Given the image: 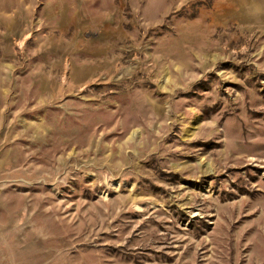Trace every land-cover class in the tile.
<instances>
[{
    "label": "rangeland",
    "instance_id": "obj_1",
    "mask_svg": "<svg viewBox=\"0 0 264 264\" xmlns=\"http://www.w3.org/2000/svg\"><path fill=\"white\" fill-rule=\"evenodd\" d=\"M0 264H264V0H0Z\"/></svg>",
    "mask_w": 264,
    "mask_h": 264
}]
</instances>
